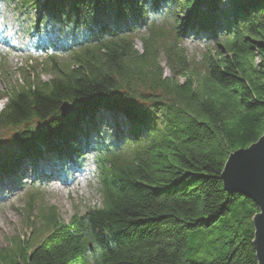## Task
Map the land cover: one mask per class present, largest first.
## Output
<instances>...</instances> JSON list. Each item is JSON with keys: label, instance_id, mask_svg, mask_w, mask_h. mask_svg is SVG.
Wrapping results in <instances>:
<instances>
[{"label": "trees", "instance_id": "obj_1", "mask_svg": "<svg viewBox=\"0 0 264 264\" xmlns=\"http://www.w3.org/2000/svg\"><path fill=\"white\" fill-rule=\"evenodd\" d=\"M16 1L38 13L25 32L51 78L33 68L0 91V177L19 185L24 166L92 152L101 205L65 221L30 195L29 233L0 264H258L259 210L221 175L264 133V0ZM188 37L208 44L202 69Z\"/></svg>", "mask_w": 264, "mask_h": 264}, {"label": "rangeland", "instance_id": "obj_2", "mask_svg": "<svg viewBox=\"0 0 264 264\" xmlns=\"http://www.w3.org/2000/svg\"><path fill=\"white\" fill-rule=\"evenodd\" d=\"M20 8L18 1L9 4L0 0V31L6 33L5 40L0 42V91H4L8 86L23 85L25 76L32 73L33 68L42 74L43 81L51 78L49 73L44 72L47 64H50L49 54L36 50L35 40L25 32L30 23L36 22L38 13L26 9L20 11ZM182 46L186 49L193 68L202 69L208 44L200 39L188 37ZM136 47L142 50L139 40ZM59 59L64 61L68 58L60 55ZM162 64L165 67V60ZM165 75H170L167 68ZM6 102L0 101V112ZM103 116V121H108L109 125L114 127L111 116ZM10 135L11 133L0 135V146L8 147ZM85 155L82 161H71L67 167L63 165V169L46 163H42L38 169L30 165L24 166L22 184L19 185L14 184L10 177H0V249L8 246L16 237H25L29 233L26 227V205L30 195H36V207L41 204L55 207L61 219L65 221L76 213L82 215L91 207H100L97 158L92 152H86ZM59 172H62L66 179L59 176ZM189 240L197 243L200 241L197 236H190ZM203 242L208 243L210 239L206 238ZM202 258L204 257L200 252L192 257L193 260Z\"/></svg>", "mask_w": 264, "mask_h": 264}, {"label": "water", "instance_id": "obj_3", "mask_svg": "<svg viewBox=\"0 0 264 264\" xmlns=\"http://www.w3.org/2000/svg\"><path fill=\"white\" fill-rule=\"evenodd\" d=\"M74 111L64 103V116ZM221 176L228 193L250 199L259 210L252 221L255 231L252 245L258 264H264V133L257 143L232 153Z\"/></svg>", "mask_w": 264, "mask_h": 264}]
</instances>
